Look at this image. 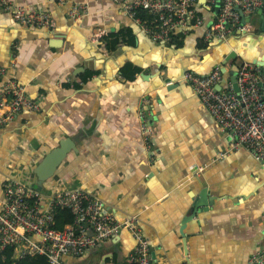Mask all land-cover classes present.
I'll return each instance as SVG.
<instances>
[{
	"label": "crops",
	"instance_id": "1",
	"mask_svg": "<svg viewBox=\"0 0 264 264\" xmlns=\"http://www.w3.org/2000/svg\"><path fill=\"white\" fill-rule=\"evenodd\" d=\"M10 1L49 12L55 28L17 23L0 7V67L39 106L0 128V204L8 179L33 186L44 159L68 141L74 149L43 182L42 193L81 187L118 220L137 217L150 241L151 264H249L264 247V164L245 149H230L229 137L184 75L208 76L217 67L232 70L264 57V32L252 24H259L258 14L245 21V32L237 28L226 40L207 44L206 31L218 15L209 0H199L204 24L181 28L175 33L181 36L164 43L111 0ZM75 2L90 8L78 22L69 18ZM113 40L118 44L109 51ZM232 55L236 59L224 65ZM127 65L137 69L135 76L124 73ZM147 98L154 159L140 129ZM203 193L211 204L191 216ZM135 243L125 229L65 261L103 264L102 257L111 255L107 264H124Z\"/></svg>",
	"mask_w": 264,
	"mask_h": 264
},
{
	"label": "built area",
	"instance_id": "2",
	"mask_svg": "<svg viewBox=\"0 0 264 264\" xmlns=\"http://www.w3.org/2000/svg\"><path fill=\"white\" fill-rule=\"evenodd\" d=\"M115 6L143 24L145 31L156 42H169L181 28L195 29L204 24L205 18L197 10L199 0H111ZM64 3L65 0H57ZM211 5L216 0H209ZM263 0H221V9L209 25L205 42L224 41L242 21V16H254ZM0 7L12 14L15 22L35 28H55L47 11L27 10L10 0H0ZM144 12L151 17L146 24L139 17ZM90 13L87 4L75 2L69 9V18L78 22ZM245 27V26H244ZM243 27V29H244ZM245 30V29H244ZM104 30L95 33L99 41ZM223 79L219 67L208 76L187 71L184 80L199 97L219 128L230 139L232 151L245 149L264 164V82L263 70L251 62L239 66L238 87L235 92L218 91L216 86ZM0 128L16 120L23 112H38L39 106L28 96L26 88L14 79L7 78L6 69L0 67ZM141 106L140 129L145 148L154 159L155 133L145 104ZM62 213L71 216L72 222L58 226ZM63 223V222H62ZM134 237L136 243L124 264H151L150 241L139 226L137 217L118 220L108 211L104 201L81 187L44 194L19 179L4 183V200L0 204V254L13 248L16 260L40 255L49 264H67L65 258H78L94 250L104 241L120 236L123 230ZM17 264V263H15ZM249 264H264V247L252 254Z\"/></svg>",
	"mask_w": 264,
	"mask_h": 264
},
{
	"label": "water",
	"instance_id": "3",
	"mask_svg": "<svg viewBox=\"0 0 264 264\" xmlns=\"http://www.w3.org/2000/svg\"><path fill=\"white\" fill-rule=\"evenodd\" d=\"M204 1H206V0H202L203 3H204ZM220 9H221V0H216L215 11H216L217 15L219 14ZM257 14L259 16L260 22H259V24L256 22H252V24H254V23L257 24L258 28L262 32H264V0L262 3V7L257 11ZM241 16H242V21H241V24L239 25L240 28H238L239 34H241L242 32H245V31L241 30V28L244 25L246 20H247V23H250V19L252 17V16L251 17H245V16H243L242 13H241ZM230 58L236 59L235 55H232L231 57H229V59L224 61L223 64L225 65L227 63V61L230 60ZM251 63H254L255 65L261 67V69L263 70V75H264V57L260 58L259 60L256 59L255 61H252ZM221 72L223 74V79L216 86V89L218 91H223L222 85L226 84V86H229L228 82L230 81L231 85L233 86L234 91L239 92V87H238V82H237L238 81V73H239V65L235 64V66L232 70H227L225 67H223V68H221ZM228 79H229V81H228ZM262 89L264 92V82L262 83ZM71 145H72V142L65 141L64 143H62V145L58 149L52 151L44 159L42 164L39 166V168L35 172V174L37 175V178H38L37 182L33 185V188L35 190L42 192L43 182L48 180L55 173L57 166L60 164L62 159L65 157L66 152L74 149V147H70ZM201 198H202L201 201L194 205V212L192 213L191 216L196 215L199 208L207 207L211 204L210 200L205 201L204 193H203V195H201ZM93 254H94V252H93ZM110 257H111V255L103 256L102 257V263L107 264V260Z\"/></svg>",
	"mask_w": 264,
	"mask_h": 264
},
{
	"label": "trees",
	"instance_id": "4",
	"mask_svg": "<svg viewBox=\"0 0 264 264\" xmlns=\"http://www.w3.org/2000/svg\"><path fill=\"white\" fill-rule=\"evenodd\" d=\"M139 17L142 19V21H149L151 20V17L144 13L141 12L139 14ZM181 36L179 35H175L173 34L172 38H174V40L176 39V37ZM179 43V42H178ZM118 44V42L116 40L113 41H109L106 45L107 50L111 51L114 47H116V45ZM207 45V44H206ZM126 71L130 72V76L129 77H133V75L135 76L137 74V69L133 68L131 65H127L124 68V73L126 74ZM63 222V223H62ZM71 223L72 222V218L69 214L67 213H62L59 218H58V226H61L65 223ZM49 264L48 260L40 255H35V256H26L25 258H22L20 260H16L14 257V249H8L6 251H4L3 253L0 254V264Z\"/></svg>",
	"mask_w": 264,
	"mask_h": 264
}]
</instances>
